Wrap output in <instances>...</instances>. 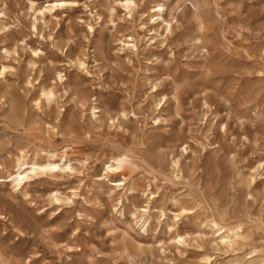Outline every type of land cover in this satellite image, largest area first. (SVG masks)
I'll return each mask as SVG.
<instances>
[{
    "label": "rangeland",
    "instance_id": "1",
    "mask_svg": "<svg viewBox=\"0 0 264 264\" xmlns=\"http://www.w3.org/2000/svg\"><path fill=\"white\" fill-rule=\"evenodd\" d=\"M54 1L0 0V264H264V0Z\"/></svg>",
    "mask_w": 264,
    "mask_h": 264
},
{
    "label": "bare ground",
    "instance_id": "2",
    "mask_svg": "<svg viewBox=\"0 0 264 264\" xmlns=\"http://www.w3.org/2000/svg\"><path fill=\"white\" fill-rule=\"evenodd\" d=\"M119 2L130 13L133 12L135 7H138L136 0H119ZM68 4H69L68 0L67 1L66 0H57V1H54V2H51L50 4H48L45 7V9H43V10L41 9L40 13L41 12L44 13V11H54V10L59 9V8L67 7ZM71 4H73V3H71ZM33 5L34 4L32 3V7H33ZM157 7L158 8L153 9L154 10L153 13H150V17L158 16L159 18H162L163 21L165 23H167V25H168L167 27L169 28L170 23L167 22L163 18V14H164L163 10H165L164 7H166L165 4L159 3L157 5ZM151 9H150V11H151ZM109 11H111V14L113 15L116 12V6L112 5L110 7ZM55 16H57V15H55ZM148 20H150V19H148ZM112 22H114V21H112ZM34 27L36 28V24H34ZM128 37H129V40H123V39L120 40V43L122 44V49H126V48H128L130 50L137 49L138 48L137 38H135L132 35L128 36ZM7 68H8V66L6 64H1L0 75L4 74L6 72ZM57 75H58V79L62 81L64 78V74L61 71H59V72H57ZM43 95L46 96L48 102L53 101L54 97H55V93L51 88L50 89H44L43 88ZM98 108H99V106H97L96 103L92 104V106L90 108V109H92L91 114L94 117H96V112H97ZM27 153L22 151L20 155H18L15 159L13 158L11 161L13 170L11 172H9V176L12 177V180L8 181V183L11 184L13 187L18 186L19 183H21L24 180H26V182H27L29 179H31L34 176L39 175V174H43V173L46 174L49 172L54 174L56 170H64L66 168L71 169V170L73 169V166L71 164H67L66 162H64V163H66L67 165L62 166L61 165L62 162L60 163V161H64L65 156L64 155L58 156L59 153H56L54 151L50 150V151L45 152V156L43 157V160L39 159L38 157L30 158L27 155ZM67 159L69 160V158H67ZM127 159H128V156L123 153V154L113 156L110 160L106 161L105 170H106L107 176L111 177V176L115 175V176H123L124 177L123 179H120V180H113L112 181L113 186H123V188L126 187L125 181L127 180V176L125 174V163H126ZM69 163H71V162H69ZM174 164L177 165V167H178V160H175ZM0 168L2 171H6V166H4V164L2 162H0ZM74 168H75V166H74ZM250 180H248V181L250 182ZM3 181L6 182V180H3ZM251 181H253V180H251ZM56 195H55V198H56V200L59 201L60 198L57 197ZM64 200H66V199L64 198ZM64 200H62V201H64ZM220 221H221V219H220ZM221 222H219L217 219L211 220L212 226L214 228H217L216 232L218 233V237H219L220 241L224 245L232 246L233 243L236 242L237 239L241 236L240 233L242 231L239 232L241 229V226L239 224L238 226L235 227V229H233L229 225L221 223Z\"/></svg>",
    "mask_w": 264,
    "mask_h": 264
}]
</instances>
